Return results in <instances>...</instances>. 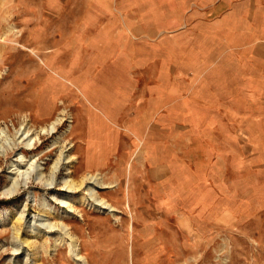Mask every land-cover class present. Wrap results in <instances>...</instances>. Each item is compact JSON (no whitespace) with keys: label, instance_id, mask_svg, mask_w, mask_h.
<instances>
[{"label":"rangeland","instance_id":"1","mask_svg":"<svg viewBox=\"0 0 264 264\" xmlns=\"http://www.w3.org/2000/svg\"><path fill=\"white\" fill-rule=\"evenodd\" d=\"M217 4L218 0H0V129L8 127L2 134L12 138L24 120L40 129L65 108L68 117L54 137L64 133L73 148L71 177L98 173L107 183L121 182L119 189L100 190L118 209L115 214L79 201L83 189L72 192L74 199L65 204L61 196L66 192V167L57 172L51 187L38 182L34 168L36 164L44 169L43 180L52 179L59 155L56 147L49 151L54 137H46L40 158L31 159L32 165L31 160L23 163L19 172L13 165L16 153L1 154L0 264H85L72 254V238L57 226H47L62 222L70 227L87 264H264V51L254 63L248 59V53L254 54L249 36H224L220 44L214 40L215 29L209 35L206 30L209 22L227 15L226 22L234 27L242 16V33L252 29L254 18L264 31V0H221L216 9ZM123 7L130 10L132 23L144 25L138 29L142 36L134 39L146 48L140 55L139 50L131 54L137 59L117 53L121 62L136 60L130 63L138 69L130 72L136 94L146 83L135 73L156 75L161 69L155 43L162 37L173 34L180 46L206 42L209 48L206 67L200 62L191 69L196 73L202 68L198 76H181L173 65L176 77H168L169 84L178 81L193 88L198 98L179 92L168 102L174 109H162L165 124L154 135L159 142L150 143L158 157L169 162L167 173L159 175L148 172L142 142L123 125L113 126L120 135L101 170H95L100 162L94 154H105L115 143L102 150L95 139L85 141L82 114L91 106L74 80L81 77L97 87L96 63L89 58L101 40L103 21H122ZM251 7L261 12L254 14ZM160 22L169 30L150 35L149 28ZM127 108L124 115L131 118ZM92 123V131L100 127L96 118ZM13 176L26 178V183L11 192ZM69 205L75 216L63 214Z\"/></svg>","mask_w":264,"mask_h":264},{"label":"crops","instance_id":"2","mask_svg":"<svg viewBox=\"0 0 264 264\" xmlns=\"http://www.w3.org/2000/svg\"><path fill=\"white\" fill-rule=\"evenodd\" d=\"M220 2L221 0H218V4L216 5L217 7H215L216 9L222 6V4L219 5ZM209 6L210 5H207L206 7ZM119 9H121L120 12L122 13V21L114 19L103 21L104 23L99 36L101 40L93 46V55L89 58L91 61L96 63L94 67L97 69V72L95 73L97 76V87L87 85L81 77L80 79L78 78L74 80L75 84L84 94L86 101L91 106L89 108H85V112L82 114V117L86 119L87 124V133H84L86 135L85 141H87L90 137L95 139L99 143L100 149L107 147L109 142L110 144L115 143V146H112L111 150L106 151L107 153H98L97 155L94 154L96 160H99L98 162H100L98 163L99 165L95 166V170H101V164L106 163L109 158L108 155L109 153L111 155V151L115 149L116 139L118 135H120L115 131L113 126L116 124L119 126L123 125L127 130H130L136 138L138 137L137 139L140 142H142L140 150L142 151V155L144 157V164L148 165V172L156 175L167 173L169 162L161 159V157H158L150 144L152 141L159 142L155 141L156 138H154V135L160 131L161 127L165 124L162 123V109L164 108L165 110L168 107L170 110L174 109L173 104L170 105L168 102L173 100L174 95L177 97L179 92H186L187 94L193 95L190 99H193L195 96L198 98V95L194 94L198 92L194 91L193 88H188L184 85L182 86V84L178 81H171L169 84L168 77H170L171 80L174 79V76L176 77L172 71L173 65L177 67L176 70L181 76L186 78L190 76L192 77L193 75L198 76L196 73L200 72L202 68L200 71L196 70V73L191 71V69L198 66L200 62L204 63L206 67V53L209 52V48L206 47V42L204 44L196 42V47L194 46L195 44L193 46H191V44L180 46L181 43L175 36H173V34L162 37L159 42L155 43V57L157 56L158 60L161 62V69L157 71L156 75H152L151 71L149 73H135L136 77H143V81L146 83L145 87L142 88L138 94H136L137 91L131 89L130 72H135L138 69L134 71L130 63L135 62L136 60L132 61L130 59H137L135 56L134 58L131 57V54L134 52H138L139 50L138 54L140 55L142 50L144 51V49H146L143 47L144 44H141L143 41H140V45L134 41V39H139L140 36H142L143 33H141L138 29L144 27V25L141 22L138 25L134 22L132 23L129 15L130 10L126 9V7ZM208 9L206 10L208 11ZM255 9L256 8L251 7L252 13L257 14L261 12L259 9ZM108 11L112 12L113 9L110 10L109 7ZM140 11L141 10L138 11L139 14H141ZM226 16H222L221 18L218 17L216 21L208 23V26H206L208 35L210 30L214 28L215 32L218 34V37L216 36L214 40H220V44L222 43L224 36L240 35L242 37L243 34L246 37L249 36L252 39V43H254V54L248 53V59H251L255 63V61H258L257 57L260 55V51H264V31L262 30V32H260L258 22L257 20L255 21L254 18L252 22H254L255 28L252 26V29L249 32L242 33V29H240V26H243L241 25L243 24L242 16L236 18L238 22L235 21V23L238 25L235 27L229 25V22H226L228 18ZM255 17H257V15ZM116 18L119 19L118 14H116ZM168 28L169 25H165L163 22H160L152 28L153 30L149 28L150 30H148V33L150 35L155 34L153 31L158 30L159 31L157 33L167 32L166 29ZM79 49L80 44L76 41L74 45V51L76 54ZM118 52L119 54L120 52L126 53L130 59L125 62H121L120 57L117 55ZM182 54H185V58L181 57ZM127 55L125 57H128ZM71 59L74 60L75 57H72ZM138 59L140 58L138 57ZM141 59L144 60L145 58L141 57ZM134 66L136 67L135 64ZM138 67L140 68V66ZM164 68L168 69L164 70ZM66 75L68 78L70 77L68 74ZM149 77H156V79ZM116 78L119 79L118 82H123L120 84L116 83ZM151 82H154V84L150 85L149 83ZM254 83L256 84L254 87H256L258 83L257 80L254 81ZM186 100L188 99L185 98L184 101ZM165 104L167 106H164ZM126 108L129 110L130 113L127 114H130L132 116L131 118H126L124 115V110ZM93 118H96V121L100 124V127H97L94 130L96 134H94V131L91 130ZM166 123H170L171 126L176 124L175 122ZM86 156L87 160L88 152Z\"/></svg>","mask_w":264,"mask_h":264},{"label":"bare ground","instance_id":"3","mask_svg":"<svg viewBox=\"0 0 264 264\" xmlns=\"http://www.w3.org/2000/svg\"><path fill=\"white\" fill-rule=\"evenodd\" d=\"M67 114L68 112L65 108L61 109L55 117L51 118L49 121L46 120L48 122H45V124L41 126L40 129H37L34 126H30L27 120H26L27 122L24 123L25 121L24 120L19 128H14V133L12 138H9V136L6 134L5 135L2 134L3 132L8 131L7 126H6L7 128L6 127L1 128L0 137L2 139V142H0V156L1 154L6 155L15 152L17 157L15 159L16 163H14L13 165L16 166L15 169H18L16 172H19V168L23 165V163L26 164L29 160L34 159L36 156L39 157L40 154L44 152V149L42 147L45 143L46 137H50V136L54 137L55 134L60 132V129L66 120ZM48 118H50V116H48ZM77 118L78 117H76V119ZM54 147H56L59 150V155L58 158H56L55 162L53 163L51 169L52 179L50 181L43 180L42 175L44 169L42 167L37 168V165L35 164L34 168H36V174H37L36 176L37 179L39 180L38 182L39 183L42 182L43 184L48 185V187H51L52 184H54V182L56 181V180L54 181V179L57 175V172L62 168V166H65L67 169V175L64 176L62 179H63V186L66 192L61 196L62 202L68 204L69 201L74 199L72 192L80 191L83 189L84 193L77 198L79 201L85 202L88 206L100 212H109L115 214V212H117L118 209L108 199L101 196L100 190L105 188L119 189L121 182L117 184H113V182L107 183L102 180L100 174L98 173L96 174L86 173L81 175L78 180H75L74 178L71 177V170H70L74 158L73 153H71L73 148L68 147V144H66L64 133H60L59 137L53 138L49 151H52V148ZM32 164H33V160H31L30 162V165ZM15 173H12L11 171V174H15ZM26 173L29 174L30 172L28 171ZM12 178H14V181L12 183L11 192L16 191L22 183H26V178L24 180H19L15 176H13ZM126 205H128V203H126ZM69 207L70 209L64 211L63 214L64 215L74 214L75 216L76 214L75 209L71 205H69ZM48 211L54 212L55 209L53 207H48ZM47 226L50 227L51 230L57 226L59 231L63 233L64 236H68L72 238L73 240V243H71L72 254L75 256L77 260L83 261L85 264H87L83 256L82 255L80 256L77 250L76 240L72 235V231L70 227L66 223L62 222L61 224H57V225L53 223H48ZM32 230L35 231V229ZM16 232L17 233L19 232L17 228H16Z\"/></svg>","mask_w":264,"mask_h":264}]
</instances>
